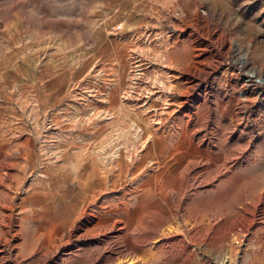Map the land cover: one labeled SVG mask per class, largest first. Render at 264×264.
I'll return each instance as SVG.
<instances>
[{
    "label": "rangeland",
    "instance_id": "obj_1",
    "mask_svg": "<svg viewBox=\"0 0 264 264\" xmlns=\"http://www.w3.org/2000/svg\"><path fill=\"white\" fill-rule=\"evenodd\" d=\"M130 1L0 0V264H264V0ZM46 89L58 97L42 113ZM182 127L200 161L139 172L149 201L162 185L169 197L142 258L122 219L132 200L72 217L88 157L128 162L129 183L130 163Z\"/></svg>",
    "mask_w": 264,
    "mask_h": 264
},
{
    "label": "crops",
    "instance_id": "obj_2",
    "mask_svg": "<svg viewBox=\"0 0 264 264\" xmlns=\"http://www.w3.org/2000/svg\"><path fill=\"white\" fill-rule=\"evenodd\" d=\"M126 2V0H124ZM133 3V0L130 1ZM152 11V9L147 10ZM138 18H130L129 26L137 25ZM95 34V33H94ZM92 34V39L90 40V43H93L95 39H97V36ZM102 36H106L104 34H100ZM99 36V35H98ZM101 43H104V40L101 41ZM103 47L102 53L103 56L106 59H110L113 62L118 60V56L116 54L115 49L113 48V45L109 42L108 47L110 49H106V46L104 44H100ZM120 49V44L118 46ZM118 52V51H117ZM174 57H176L179 54H182L184 52L183 50H176L174 51ZM101 53V54H102ZM181 56V55H180ZM178 57V56H177ZM176 59H182L178 57ZM106 61L105 59H103ZM181 62V61H180ZM61 63V62H60ZM182 64V63H181ZM114 65V64H112ZM110 64V67H112ZM114 68V67H113ZM50 89H46L44 92L40 94L41 99L39 100L38 107L40 108L42 113H45V111L51 107V105L56 102V98L58 97L57 93H50ZM11 109H5L6 116L8 118H21L20 112ZM4 113V114H5ZM15 115V116H13ZM0 118H3V116H0ZM183 128V127H182ZM171 135L173 134H164L162 136H158L156 138V142H152L150 145V148L147 149L145 152V155L141 158H137V160H134L130 163V169L132 170V173L129 175V177H133V180L129 183L124 182V174H121V171H123L124 168L127 167L128 162H125L124 164H119V167L111 169L108 166H102L100 163H97L96 160L92 159V157L89 158V173L84 174L85 177H87V180H83L80 184V187L78 191L73 193L74 196V203L76 206V213L72 215V217L77 216L81 213L79 208H83L85 203L92 202L93 201V207L92 209H104L107 207H110L112 202L115 203V207H120L117 210H114L117 214H120L123 212L121 207L124 206L125 199L126 201L132 200V204H134L133 207H131V211L128 214H125L122 219H124V227L133 225L134 226V233L135 235H139L136 238H133L132 240V246L130 248V251H132V256H135L136 258L140 257L142 258L144 254H146V251H149L146 247L142 246V238L140 237L143 232V227H146V229H150L151 233L154 232V229H156L160 224L164 223L163 219L165 218L161 211L167 206L169 197H167L166 193L167 191L163 188L164 185L161 186L160 191L155 193L157 199L154 201L153 198L150 199L146 198L147 195L150 194L152 189L150 190V183L147 181H144V179L140 176L139 172L142 171L144 164L150 165V164H157L160 163L161 166L158 170H163V165H167L165 167L166 172H178V170H181L185 167L188 163H190V157H197V162L200 161V158L196 156L194 153H200L201 149L193 144H191V141L186 137L184 128L180 130L178 136H176L173 140H171ZM96 138V137H95ZM93 141L94 136L91 138ZM92 141V142H93ZM92 146H88L86 148H89ZM90 154V153H89ZM143 158V159H142ZM187 158V159H186ZM187 162V163H185ZM118 165V164H117ZM116 164H114L113 167H115ZM114 172L112 175L110 172ZM107 173L109 174L108 180H107ZM150 176V175H149ZM148 176V177H149ZM181 176V175H180ZM105 180L108 182L107 184H104ZM122 186L116 187L118 184L122 183ZM156 184L152 185V188L155 187ZM148 187L149 191L144 190V194L142 193V188ZM106 188H108L106 190ZM118 188L121 189V192L118 191ZM82 190V191H81ZM117 190V191H116ZM100 196H107L108 199H104L101 201ZM111 196L114 197L115 201H112L109 199ZM161 196V197H160ZM97 199V200H96ZM160 199H163L162 201ZM23 204L26 203L25 200H23ZM97 201V203H94ZM160 202V208L159 206H151L148 204H153L154 202ZM26 207V206H25ZM24 207V208H25ZM71 208L70 206L68 207ZM145 209L146 211L150 212L149 215L152 220L153 217L155 218V221L152 220V224L146 223L145 226L141 224V218L142 215L139 214L140 210ZM68 213L63 212L62 218L64 221H67L68 219ZM108 219H111L110 217H104L100 219L98 215H95V223L105 224V222L108 221ZM166 219V218H165ZM112 221V220H111ZM114 221V220H113ZM112 221V222H113ZM112 222H108L106 224L111 225ZM155 222V223H154ZM67 223V222H66ZM66 223H64V226H66ZM95 225V224H94ZM98 226V225H97ZM130 228V226H129ZM127 232V231H126ZM129 233V232H127ZM142 243H140V242Z\"/></svg>",
    "mask_w": 264,
    "mask_h": 264
},
{
    "label": "built area",
    "instance_id": "obj_3",
    "mask_svg": "<svg viewBox=\"0 0 264 264\" xmlns=\"http://www.w3.org/2000/svg\"><path fill=\"white\" fill-rule=\"evenodd\" d=\"M114 27H115V29H118L120 27V24L117 23L114 25Z\"/></svg>",
    "mask_w": 264,
    "mask_h": 264
}]
</instances>
